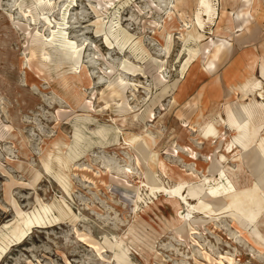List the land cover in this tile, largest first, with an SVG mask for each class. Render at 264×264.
<instances>
[{
    "label": "rangeland",
    "instance_id": "374dc122",
    "mask_svg": "<svg viewBox=\"0 0 264 264\" xmlns=\"http://www.w3.org/2000/svg\"><path fill=\"white\" fill-rule=\"evenodd\" d=\"M0 264H264V0H0Z\"/></svg>",
    "mask_w": 264,
    "mask_h": 264
},
{
    "label": "bare ground",
    "instance_id": "6f19581e",
    "mask_svg": "<svg viewBox=\"0 0 264 264\" xmlns=\"http://www.w3.org/2000/svg\"><path fill=\"white\" fill-rule=\"evenodd\" d=\"M202 128H204V127H202ZM211 133V132H210ZM207 134V133H206ZM212 134V133H211ZM136 148H137V146H136ZM140 149L141 148H137V150L136 151H138V154H143L144 155V151H140ZM146 152V151H145ZM143 158V157H142ZM220 168V164L217 162V161H214V162H212V166H211V172L212 173H215V171H218V169ZM218 173V172H217ZM146 178L148 179V180H151V182H152V185L151 186H153L152 187V189H155V188H157V180L156 179H154V177H153V175L151 174V173H147V175H146ZM216 180V179H215ZM162 187V186H161ZM161 187H159V188H161ZM220 187V186H219ZM218 187V188H219ZM183 188V185H181V186H178V188H176V189H174L173 188V191H172V194L174 193V194H178L177 196H180L181 197V199H183V201L185 202V203H187V201L190 199V198H195V197H197L198 196V193H197V191L194 189L193 191H188V194H187V197L186 198H184L183 197V194H180L179 193V191H180V189H182ZM216 188H217V186H216ZM163 190H165L164 188H162ZM170 190V189H169ZM200 190H202V188L200 189ZM223 190V189H222ZM203 191V190H202ZM134 194V193H133ZM209 194V193H208ZM211 195V194H210ZM189 196V197H188ZM212 196V195H211ZM132 201V200H131ZM188 207H189V209H188V212H187V216H189L191 213H192V211L194 212V207L193 206H191L189 203H188ZM46 209V208H45ZM49 209V208H48ZM42 210H43V208H42ZM47 211V210H46ZM22 224L26 227L25 229H22L21 230V235H23V234H25V232L26 231H28L33 225L34 226H37V225H39V224H42L40 221H39V218L37 217V218H31V217H29V218H22ZM19 235V234H18Z\"/></svg>",
    "mask_w": 264,
    "mask_h": 264
}]
</instances>
